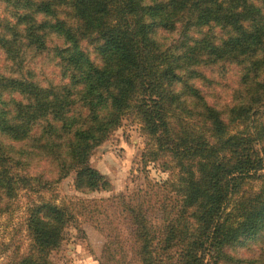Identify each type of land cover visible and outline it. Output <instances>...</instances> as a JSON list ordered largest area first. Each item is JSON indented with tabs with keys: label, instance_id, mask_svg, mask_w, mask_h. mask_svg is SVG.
Masks as SVG:
<instances>
[{
	"label": "trees",
	"instance_id": "trees-1",
	"mask_svg": "<svg viewBox=\"0 0 264 264\" xmlns=\"http://www.w3.org/2000/svg\"><path fill=\"white\" fill-rule=\"evenodd\" d=\"M0 9V216L18 213L27 238L3 244L0 264H56L79 224L108 238L100 264H264V244L227 252L264 232V0ZM124 121L146 138L142 166L171 178L49 196L71 175L81 195L109 192L89 161Z\"/></svg>",
	"mask_w": 264,
	"mask_h": 264
},
{
	"label": "rangeland",
	"instance_id": "rangeland-1",
	"mask_svg": "<svg viewBox=\"0 0 264 264\" xmlns=\"http://www.w3.org/2000/svg\"><path fill=\"white\" fill-rule=\"evenodd\" d=\"M2 15V9H0ZM1 61V60H0ZM55 69H52V74ZM53 78V76H52ZM146 138L141 133L140 126L129 121L122 122L121 126L112 134L109 140L95 150L90 158L89 165L101 174L110 184L109 192H98L88 196L76 192L73 187L74 176L55 185L54 191L49 194L65 199H105L119 194L128 195L142 187L145 181L161 182L171 178L169 172L159 165H150L146 168L140 163V155L144 149ZM25 203L23 199H19ZM22 218L18 213L0 216V262L3 260V244L18 243L26 234L21 232ZM109 241L99 229L89 225H77L66 230L63 242L52 255L56 264H100L104 258ZM264 244V232L257 236V240L240 242L228 249L230 255L246 258L256 256L259 246ZM15 245V246H16ZM12 246V247H15ZM26 247L22 248L25 251ZM2 256V257H1ZM208 264H212L211 261Z\"/></svg>",
	"mask_w": 264,
	"mask_h": 264
}]
</instances>
